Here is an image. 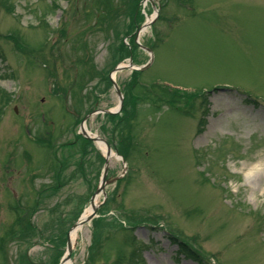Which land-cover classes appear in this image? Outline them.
<instances>
[{
	"label": "rangeland",
	"instance_id": "obj_1",
	"mask_svg": "<svg viewBox=\"0 0 264 264\" xmlns=\"http://www.w3.org/2000/svg\"><path fill=\"white\" fill-rule=\"evenodd\" d=\"M132 45L72 264H264V0H0V264L61 262Z\"/></svg>",
	"mask_w": 264,
	"mask_h": 264
},
{
	"label": "water",
	"instance_id": "obj_2",
	"mask_svg": "<svg viewBox=\"0 0 264 264\" xmlns=\"http://www.w3.org/2000/svg\"><path fill=\"white\" fill-rule=\"evenodd\" d=\"M149 51L152 53L151 50H149ZM152 60H153V57H152V55H151V60H150V62H148L146 65H144V66H142V67H139V68H141V69H146L147 67L150 66V64L152 63ZM125 68H133L132 60H131V62H130V64H129L128 66H125V65L122 66V65H120V66L116 67L115 72H117V71H119V70H122V69H125ZM113 82H114V85H115V87H116V89H117V91H118V94H119V96H120V99H121L120 108H118L117 110H99V111H104V112H117L118 110L121 109V107H122V105H123V95H122V93H121V91H120V89H119V87H118L117 82H116L114 79H113ZM94 113H96V111H94V112L88 114V115L84 118V120H83V122H82V125H81V129H82L83 134H84L85 136H87V137H92V138H93L94 140H96V141H99V140L105 141V140H103V138L100 137V136H96V135H95V136H94V135L92 136V135H90V134L88 133V131L86 130L85 123H86L87 119H88L90 116H92ZM105 142H106V141H105ZM106 144H107L108 152H107V159H106V164H105V168H104L103 180H102L100 186L98 187L96 194H97V193H100L101 191H103V192L106 194V190H105L106 184L112 182V180H107V175H108V171H109V163H110V155H111V153H110V152H111V147H110V145L108 144V142H106ZM96 194L94 195V197H93V201H92L93 211H92L89 215H86V216L82 217V218H81V219H80V220H79V221L73 226V229H75V228H76L77 226H79V225H83L84 223H86V222L92 220V219L96 216V213H97V210H98V206H97L96 203L94 202L95 197H96ZM72 250H73V246H72V243H71V239H69V241H68V253H67L66 256H65V260L70 259V256H71V253H72Z\"/></svg>",
	"mask_w": 264,
	"mask_h": 264
},
{
	"label": "bare ground",
	"instance_id": "obj_3",
	"mask_svg": "<svg viewBox=\"0 0 264 264\" xmlns=\"http://www.w3.org/2000/svg\"><path fill=\"white\" fill-rule=\"evenodd\" d=\"M99 145L101 146V148L103 149V150H105L106 151V144L103 142V141H100L99 142ZM112 154H115V152H113L112 151ZM118 158V157H117ZM97 202V201H96ZM91 210H92V207H90V208H88V210H86V214L85 215H87L89 212H91ZM84 215V216H85ZM83 233V234H85V232H86V229H85V227H84V225L83 226H79L77 229H74L72 232H71V239H72V242L73 243H76L77 241H78V237L80 236V233ZM64 264H72V261H68V262H66V263H64Z\"/></svg>",
	"mask_w": 264,
	"mask_h": 264
},
{
	"label": "trees",
	"instance_id": "obj_4",
	"mask_svg": "<svg viewBox=\"0 0 264 264\" xmlns=\"http://www.w3.org/2000/svg\"><path fill=\"white\" fill-rule=\"evenodd\" d=\"M135 74H139V72L136 71ZM111 116H115V115H111ZM85 140H86V141H89V140H87V139H85ZM90 142H91V141H90ZM101 158H102V157H101ZM102 159H104V158H102ZM188 255H192L191 251H188ZM193 258H195V257H193ZM195 259H197V258H195ZM197 260H199V259H197ZM199 262L201 263L202 260H200Z\"/></svg>",
	"mask_w": 264,
	"mask_h": 264
}]
</instances>
